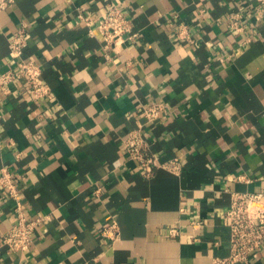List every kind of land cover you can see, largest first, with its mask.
Wrapping results in <instances>:
<instances>
[{"label": "crops", "instance_id": "crops-1", "mask_svg": "<svg viewBox=\"0 0 264 264\" xmlns=\"http://www.w3.org/2000/svg\"><path fill=\"white\" fill-rule=\"evenodd\" d=\"M113 4L138 35L105 51L96 25ZM232 10L245 33L228 27ZM255 16L254 0H16L1 11L0 71L13 65L9 40L24 26V55L52 98L35 102L23 79L2 95L0 167L15 174L27 214L45 218L29 250L9 251L3 233L16 204L0 186V264H212L227 255L230 193L264 188V10ZM179 25L193 41L177 38ZM152 102L166 109L147 125L148 142L160 161L179 156L178 174L145 176L124 151ZM113 221L111 239L101 232ZM238 264H264V249Z\"/></svg>", "mask_w": 264, "mask_h": 264}, {"label": "built area", "instance_id": "built-area-1", "mask_svg": "<svg viewBox=\"0 0 264 264\" xmlns=\"http://www.w3.org/2000/svg\"><path fill=\"white\" fill-rule=\"evenodd\" d=\"M16 0H0V12L9 8ZM256 16H263L264 0H254ZM79 20L91 25L93 19L81 13L77 15ZM228 27L238 32H246L245 17L238 10H232L229 14ZM102 37V48L107 51L110 47L125 41L124 34L128 33V39L133 40L138 32L133 31L131 18L118 4L111 5L104 16L96 25ZM177 38L193 41V37L185 25H179ZM94 32V31H93ZM254 33H247L243 43L247 44L254 38ZM28 46V32L24 26L19 28L9 40V55L13 65L0 71V102L2 95L11 91V87L17 80L23 79L27 84L30 94L35 102L52 98V90L43 76L41 66L32 58L25 57ZM164 102H152L143 105L140 115L144 117L142 125L130 130L123 140V148L126 154L136 160L145 176H151L158 168H164L178 174L181 168L179 156L160 161L151 150L145 130L148 124L159 121L165 112ZM1 117V116H0ZM239 180H248L244 174H239ZM0 186L6 196L15 201L16 216L10 227L3 233V241L9 251L26 252L29 250L38 229L42 224L44 215L29 216L24 203L20 198L19 187L15 174L8 166L0 167ZM230 230L229 253L225 256H213L212 264H238L249 262L256 253L264 249V188L259 191H232L230 193V205L225 211ZM200 223L199 220H192ZM119 233L118 223L113 221L105 227L101 234L108 238H115ZM179 233L177 227L170 229V235Z\"/></svg>", "mask_w": 264, "mask_h": 264}]
</instances>
